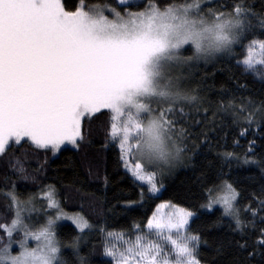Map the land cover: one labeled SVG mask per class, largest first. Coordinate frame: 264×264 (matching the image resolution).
<instances>
[{
    "label": "snow or ice",
    "instance_id": "snow-or-ice-1",
    "mask_svg": "<svg viewBox=\"0 0 264 264\" xmlns=\"http://www.w3.org/2000/svg\"><path fill=\"white\" fill-rule=\"evenodd\" d=\"M238 49L243 52L237 66L264 82V15L247 0H117V6L90 8L80 0L74 10L62 0H0V183L6 186L0 198L11 215L10 223H0V264H69L58 239L64 220L79 233L68 245L77 264H90L80 254L86 230L92 229L89 221L64 210L54 185L25 198L16 184L35 179L38 170L26 165L30 152L55 156L65 144L78 147L85 117L109 114L108 138L139 182L141 196L153 197L163 188L157 177L181 161L196 129L210 145L222 128L219 114L231 117L240 137L264 128V98L237 101L235 93L222 89L213 108L185 83V69L234 58ZM256 135L242 156L219 153L224 165L239 161L264 171V159L256 158ZM217 179L204 186L200 206L208 212L219 206L232 230L244 237L264 213V197L256 208L240 206L241 193L222 169ZM195 215L161 202L131 234L101 227L107 259L99 264H201V237L190 228ZM259 218L264 221V215ZM237 247L246 250L247 242L237 241ZM260 249L264 229L248 257Z\"/></svg>",
    "mask_w": 264,
    "mask_h": 264
},
{
    "label": "trees",
    "instance_id": "trees-1",
    "mask_svg": "<svg viewBox=\"0 0 264 264\" xmlns=\"http://www.w3.org/2000/svg\"><path fill=\"white\" fill-rule=\"evenodd\" d=\"M83 2L89 8L105 3L117 6V0ZM158 2L164 4L168 0ZM226 2L230 3L231 0ZM62 3L67 10H74L80 0H62ZM247 3L254 5L256 12L264 15V0H247ZM242 52V49H238L234 58L223 57L185 69L186 86L198 89L206 101H211L213 108L219 102L222 89L228 90L229 94L235 93L237 101L241 97H252L257 101L264 98V82L245 74L237 66L236 58L241 57ZM242 84L247 87H239ZM193 116L195 117V111ZM217 122L222 128H218L210 145L201 142L203 137L199 135L200 129H196L192 134L193 138L187 143L183 160L163 179V188L155 197L147 192L141 196L139 182L134 181L125 170L118 146L107 135L109 114L106 111L82 120V139L75 149L65 148L56 157L49 152H30L26 165L38 171L34 180H16L17 191L27 196L43 186L54 185L63 208L68 212L80 213L92 225L80 248V254L87 257L90 264H99V261L107 259L102 256L101 227L131 234L135 231L134 225L143 227L146 224L147 218L161 202H170L195 212L190 228L201 237L197 250L201 264H264V256L261 255L264 249L248 257V252L254 250L260 230L264 229V221L259 218L264 213L257 215L255 229L249 228L248 234L241 237L232 230L234 226L229 218L222 217L221 209L215 207L213 212H208L200 206L205 199L204 186L210 187L211 182L219 183L217 177L221 169L241 193L239 205L250 204L253 208L258 206L257 200L264 197V171L260 166L244 165L239 161H233L230 166L224 165L219 153L234 151L242 156L248 150L253 133H259L255 136L256 158L264 159V128H253L245 137H240L239 129L231 124L230 116L221 113L217 116ZM236 139H239L238 145L234 143ZM16 155L21 153L17 152ZM4 187L6 186L0 183V188ZM128 202L135 203L129 208L126 207ZM5 205L6 201L0 198V223H9L11 220ZM242 215L246 219L251 218L250 213L242 212ZM77 235L79 233L73 225L60 224L58 239L63 245V258L69 264H77L76 257L68 247ZM237 241L247 242V249H239Z\"/></svg>",
    "mask_w": 264,
    "mask_h": 264
},
{
    "label": "rangeland",
    "instance_id": "rangeland-1",
    "mask_svg": "<svg viewBox=\"0 0 264 264\" xmlns=\"http://www.w3.org/2000/svg\"><path fill=\"white\" fill-rule=\"evenodd\" d=\"M109 16H110V18H111V14H109ZM65 148H71V149H75L76 147H73L71 144H65V145H63L62 147H61V150H63V149H65ZM60 150V151H61ZM59 151V152H60ZM40 152V151H39ZM43 152V151H42ZM59 152L55 155V156H53V157H56V156H58V154H59ZM41 153V152H40ZM50 154H52L51 152H49ZM184 158V157H183ZM183 158L181 159V161L183 160ZM181 161H179L177 164H176V166L181 162ZM176 166L174 167V168H172L169 172H166V173H164L162 176H158L157 177V179H158V181H160V182H162L163 181V179L167 176V175H169V173L171 172V171H173L175 168H176ZM40 190V189H39ZM39 190L38 191H36L35 193H39ZM160 193V192H159ZM158 193V194H159ZM25 194V193H24ZM22 195V196H24L25 198L29 195V194H27V196L26 195ZM157 194V195H158ZM217 208H219V206H216ZM219 209H221V208H219ZM65 210V209H64ZM222 210V209H221ZM66 211V210H65ZM163 211V210H162ZM68 214H77L78 212H68V211H66ZM80 214V213H79ZM25 216H27V213H25ZM36 219V216H35V214H34V216H33V220H35ZM40 219H43L42 217L40 218ZM11 221V220H10ZM10 223V222H9ZM63 223H68V224H71V225H73L72 223H71V221H68V220H64V221H60L59 222V225L60 224H63ZM37 226H38V224H37ZM74 226V225H73ZM75 227V226H74ZM88 230H86V232H87ZM18 239L19 238H22V234H19L18 235V237H17ZM118 241V240H117ZM116 241V242H117ZM115 242V243H116ZM34 243L35 242H30V244L32 245V246H34ZM118 243V242H117ZM17 251H18V248H17ZM13 254H16V252H14Z\"/></svg>",
    "mask_w": 264,
    "mask_h": 264
}]
</instances>
